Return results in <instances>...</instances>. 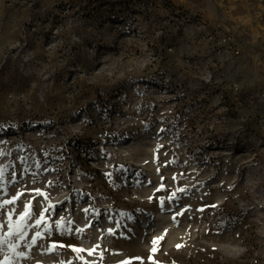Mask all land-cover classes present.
<instances>
[{
  "label": "rangeland",
  "instance_id": "374dc122",
  "mask_svg": "<svg viewBox=\"0 0 264 264\" xmlns=\"http://www.w3.org/2000/svg\"><path fill=\"white\" fill-rule=\"evenodd\" d=\"M0 173V264H264V0H0Z\"/></svg>",
  "mask_w": 264,
  "mask_h": 264
},
{
  "label": "snow or ice",
  "instance_id": "6c2138e0",
  "mask_svg": "<svg viewBox=\"0 0 264 264\" xmlns=\"http://www.w3.org/2000/svg\"><path fill=\"white\" fill-rule=\"evenodd\" d=\"M0 174H2V173H0ZM36 193H37V195L44 196L45 199H47L46 194L41 192L39 189L36 190ZM16 199H18V197H13L12 200L3 201V203H0V209L4 208L5 205L14 203ZM49 207H51V206H49ZM47 211H48V208H45L39 214V217L35 220V224H34L35 228H39L41 226L42 222H44L45 231H51L50 226L47 225V223L45 221L44 212H47ZM31 218H32V213H31V205H30V203L25 205L24 211L19 214V219H17L15 222H13L12 214L9 213V216H8L9 232L7 234H5L2 238H0V243H6L7 240H8V236H10V235H18L19 239L23 240L24 239V235H25L24 229L26 227L27 220H29ZM62 226H63V219H61L60 221L56 222V227L57 228H60ZM0 227H3V225H0ZM41 235H42V233L40 231H36L35 236L32 237V239H31V243L33 245L36 244L37 238L41 237ZM159 239H162V237H158V238L154 239L152 243L155 245L158 242ZM10 247H11L12 251H15L16 245L13 244V245H10ZM55 247H56V245H52V248H50L49 251L54 250ZM177 247H179V245H177ZM155 250L156 249L153 248V251H155ZM73 251L80 252V251H83V249L74 248ZM90 254H91V252H90ZM17 255L18 256H24V253L20 252V253H17ZM4 264H9L7 258L5 259Z\"/></svg>",
  "mask_w": 264,
  "mask_h": 264
}]
</instances>
